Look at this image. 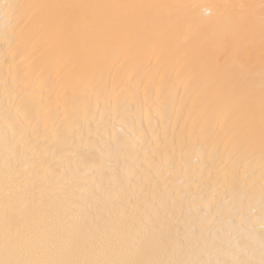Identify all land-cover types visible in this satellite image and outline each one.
<instances>
[{
    "label": "bare ground",
    "instance_id": "obj_1",
    "mask_svg": "<svg viewBox=\"0 0 264 264\" xmlns=\"http://www.w3.org/2000/svg\"><path fill=\"white\" fill-rule=\"evenodd\" d=\"M261 5L0 0V259L259 264Z\"/></svg>",
    "mask_w": 264,
    "mask_h": 264
},
{
    "label": "snow or ice",
    "instance_id": "obj_2",
    "mask_svg": "<svg viewBox=\"0 0 264 264\" xmlns=\"http://www.w3.org/2000/svg\"><path fill=\"white\" fill-rule=\"evenodd\" d=\"M13 8L17 7H27V8H68V9H113V8H153V7H165L160 5H12ZM171 7V6H167ZM228 7V6H225ZM243 7V6H241ZM262 13H264V0H262L261 5ZM91 24V31L89 32L90 37L97 35L96 27L97 25H102L105 23V20L102 18L100 20H93L89 22ZM262 25H264V15H262ZM262 46H264V28H262ZM262 61H264V51H262ZM262 87H261V120H262V129H261V141L262 149H264V69H262ZM175 143V140H173ZM170 178V174L169 177ZM155 180L156 187H159L160 180ZM10 193H6V196H9ZM231 204V201L228 202V205ZM226 205V206H228ZM182 207V202L179 205ZM5 247L9 246V240L7 233L10 231L7 211L5 213ZM0 264H200V262L194 261H160V260H91V259H73V258H52V259H37V258H17V259H0ZM203 264H208V262H203ZM231 264V262H228ZM235 264H253L251 261H236ZM259 264H264V259H261Z\"/></svg>",
    "mask_w": 264,
    "mask_h": 264
}]
</instances>
